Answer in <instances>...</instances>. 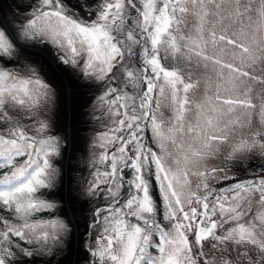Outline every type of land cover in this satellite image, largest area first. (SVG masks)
<instances>
[{
	"label": "snow or ice",
	"instance_id": "6c2138e0",
	"mask_svg": "<svg viewBox=\"0 0 264 264\" xmlns=\"http://www.w3.org/2000/svg\"><path fill=\"white\" fill-rule=\"evenodd\" d=\"M14 12L0 15V264H59L69 242V264H264V0ZM27 49L93 90L82 231L48 198L77 106Z\"/></svg>",
	"mask_w": 264,
	"mask_h": 264
},
{
	"label": "rangeland",
	"instance_id": "374dc122",
	"mask_svg": "<svg viewBox=\"0 0 264 264\" xmlns=\"http://www.w3.org/2000/svg\"><path fill=\"white\" fill-rule=\"evenodd\" d=\"M71 2L75 4L76 0H71ZM1 9H2V4H0V10ZM81 14L83 15V13ZM11 16L14 20L20 19V17L16 15H11ZM43 51L45 53L50 54L51 49H49V51H45V49H43ZM25 55L29 57L30 63H33L34 65L38 66L41 69V73L44 76V78L52 85L53 88L56 89L60 97H64L66 93L69 90H71V94L77 106V111H82L83 109L88 108V104L93 98V92L89 93L91 90L88 91L86 87L84 88L79 87L77 91L75 90L72 91L70 85L71 83L67 79V76L63 75L64 70H66L67 68H58L55 65H50L46 57L39 55L35 49H27L25 51ZM61 70H63V72ZM65 131H66L65 122L61 119L60 122L55 127V133L57 135L63 136L65 134ZM83 138L84 137L81 136L77 140H74L73 134L68 137V145L67 148L65 149L67 155L65 160H63L64 171H65V183H66L68 182L66 180V172H67V179H69L68 177V172L70 168L69 154L71 153L73 146H76L77 149L76 151L81 156V161L78 167H75L77 169L76 171L78 172V175L74 179V186L72 189V196H73L72 200L74 201L75 209L71 208V203H70L71 197H68V191L65 200V207L67 209V215L69 216V219H71L74 223H77L81 231L83 229L81 214L87 208V202L84 196L82 195L81 183H82V178L86 176L88 172V158H89L88 153L85 151L86 142ZM44 215L46 216L47 214ZM79 222L81 223L80 226H79ZM72 259H73V253L71 254L70 248H67V254L65 252L64 256L60 259L59 264H69V262Z\"/></svg>",
	"mask_w": 264,
	"mask_h": 264
},
{
	"label": "trees",
	"instance_id": "16d2710c",
	"mask_svg": "<svg viewBox=\"0 0 264 264\" xmlns=\"http://www.w3.org/2000/svg\"><path fill=\"white\" fill-rule=\"evenodd\" d=\"M21 0H2V9L0 15H7L9 20H14L11 15H15L14 12V4L15 3H20ZM45 51H49L48 48H45ZM67 70V71H66ZM61 70L63 72V75L67 76V79L71 83V89L72 91L75 90L77 91L79 87L84 88L86 87L89 90H91L89 93L93 92L91 89L89 83L87 81H84L83 79H78L69 69ZM88 108L83 109L82 111H77V116L75 119V131L73 132V138L74 140H77L79 137L83 136L85 142L90 135L92 129L89 123V118H88ZM75 136V137H74ZM76 146H73L71 153L69 154V160L70 162V168L68 172V177L67 179V172H66V180L68 182L65 183V171H64V165H63V160L66 158V151L64 150L63 152V158L59 159L57 161L58 167L61 169L63 175L60 179V183L58 187L49 193L48 198L49 199H56L58 201H61L63 206L59 210V214L61 217L65 219H69V216L67 215V209L65 207V200L67 196V191H68V197H71V208L75 209V204L74 201L72 200V189L74 186V179L77 177L78 172L76 171L77 169L75 167H78L80 161H81V156L79 153L76 151ZM68 185V186H67ZM67 187V188H66ZM67 189V190H66ZM81 223L79 222V226ZM67 248H70V253L72 254V242H69ZM66 254H67V249H66ZM37 264H41L40 261H37Z\"/></svg>",
	"mask_w": 264,
	"mask_h": 264
}]
</instances>
